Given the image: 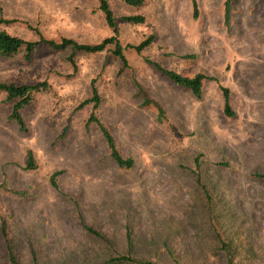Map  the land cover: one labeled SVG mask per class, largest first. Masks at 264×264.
<instances>
[{
  "label": "rangeland",
  "instance_id": "rangeland-1",
  "mask_svg": "<svg viewBox=\"0 0 264 264\" xmlns=\"http://www.w3.org/2000/svg\"><path fill=\"white\" fill-rule=\"evenodd\" d=\"M106 1L126 68L113 46L0 57V83L48 86L21 111L24 131L0 93V264H9L6 244L18 264H264V0H231L228 24L225 0H195L196 19L191 0ZM132 15L143 24L123 22ZM0 18L10 21L0 32L29 42L91 45L113 35L99 0H0ZM146 60L204 75L201 97ZM92 86L95 109L85 102ZM91 113L131 169L111 160ZM127 255L131 262L111 261Z\"/></svg>",
  "mask_w": 264,
  "mask_h": 264
},
{
  "label": "trees",
  "instance_id": "trees-1",
  "mask_svg": "<svg viewBox=\"0 0 264 264\" xmlns=\"http://www.w3.org/2000/svg\"><path fill=\"white\" fill-rule=\"evenodd\" d=\"M122 1L125 5L133 8H139L143 5V0H122ZM191 4H192V16L194 19H196L197 6L195 0H191ZM99 10L104 17L107 26L109 27V29H111L113 35L109 38L102 40L98 44H91V45L78 44L70 39H61L60 42H54L52 40H46L41 36H39L37 41L29 42V41H24L19 37L11 36L4 31H1L0 57L13 58L19 54H22L24 60L29 61L32 56V53L39 46H45L54 52H59L69 48L72 51V53H82L89 55L100 54L104 52L108 46H113L114 47L112 51L113 55L121 62L122 69L126 68L128 66V62L123 54V48L117 39V27L115 24V19L106 0H99ZM230 10H231V0H225L224 3L225 24H228L230 21ZM122 20L123 22L132 25L143 24L144 22V18L141 15L126 16L123 17ZM9 23L10 21L0 18V24H9ZM152 41H153V36H149L139 45L135 46L134 50L137 53H141L142 50L148 47ZM184 58H189V57H184ZM68 60L71 61V57H69ZM146 61L148 64L153 66V68L158 73L166 76L175 85L182 87L186 90H189L191 94L197 99L201 97L202 81L207 79L204 75L196 74L193 77H185L173 71L164 69L158 63H154L149 60ZM220 90L223 94V99H224V104H223L224 115L227 117H232L233 112L229 104V91L228 89L223 87H220ZM46 91H48V86L45 83H37L34 85H16L13 83H9V84L0 83V93L4 94L6 97V101L10 103L9 119L12 120L18 126L19 130L21 131L25 130L24 122L21 117V111L24 108L28 107L33 102L34 97L37 93L46 92ZM138 95L142 98L143 104L153 105L156 108L159 117L162 116L163 113L162 110L154 102L149 100L146 93L143 92L139 87H138ZM85 102L87 104H92L93 109L99 106L101 99L98 94L97 88L95 86L91 87V97ZM88 123H94L98 127L107 146L109 157L115 163V165L119 169H125V170L131 169L134 165L133 160L130 158L127 159L122 158V156L119 154L115 146L113 138L111 137L107 129L103 126V124L100 122V120L96 116H94V113H91L90 117L88 118ZM25 169L27 170L35 169V165L33 163L32 155L30 152L27 153ZM58 175L59 173H53L50 176L49 183L53 189H57L56 177ZM82 227L88 234L94 236L95 238H102L100 233H98L94 229L87 227L84 224L82 225ZM1 233L3 234V236H5L4 224L1 227ZM128 242L129 239L127 237V243ZM6 250H7L8 263L18 264L17 259L8 244H6ZM131 260L132 259L130 255H127V256H119L116 259H112L111 261L131 262Z\"/></svg>",
  "mask_w": 264,
  "mask_h": 264
}]
</instances>
